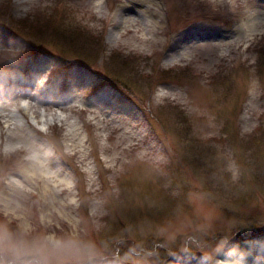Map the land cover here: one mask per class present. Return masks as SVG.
<instances>
[{"label":"rangeland","instance_id":"obj_1","mask_svg":"<svg viewBox=\"0 0 264 264\" xmlns=\"http://www.w3.org/2000/svg\"><path fill=\"white\" fill-rule=\"evenodd\" d=\"M147 1L0 0V264H264V0Z\"/></svg>","mask_w":264,"mask_h":264},{"label":"bare ground","instance_id":"obj_2","mask_svg":"<svg viewBox=\"0 0 264 264\" xmlns=\"http://www.w3.org/2000/svg\"><path fill=\"white\" fill-rule=\"evenodd\" d=\"M128 2V6L129 4L132 6L137 5L140 8L141 13L143 14H148L149 10L146 7L147 3H149L147 0H126ZM126 10H131L130 7H127ZM156 25H159L160 22L156 21L155 22ZM16 77V76H13ZM12 76H10V78H5L4 82L6 84V86H4L3 83L2 84V88L0 89V103H5V101L9 98H16L17 94L22 93L24 98H28L30 97L31 93H32V87L30 86L29 80L28 82L25 81H20V80H15L13 79ZM35 101H42V97L41 95L36 96L35 99H33ZM16 100H11L10 104H13ZM9 103V102H8ZM3 109V106H2ZM4 115V114H3ZM3 115H1L0 117H3ZM30 165H31V169H30V173L25 174V177L27 178V180L32 183L38 190L39 192L42 194V196H47L48 192L53 189V187L57 184H67V181L64 179V177H60L58 179V176L56 174H54V172L49 171L48 173L44 172V166L42 164V162H38L37 160L35 161H30ZM37 167H41L42 170H40V172H36L35 169ZM54 168H52L53 170ZM10 183H16L18 185L19 182H14V180H10ZM24 193L23 190H20L18 188H12L7 192H4V194H2L0 196L2 201L7 202V204L5 205L7 209H11L12 205L11 202L16 200V198H19V194ZM167 264H174V261H169Z\"/></svg>","mask_w":264,"mask_h":264}]
</instances>
